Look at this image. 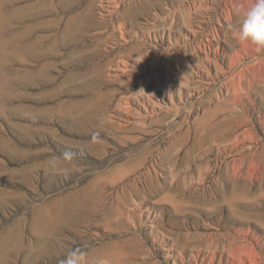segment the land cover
I'll return each mask as SVG.
<instances>
[{
	"label": "rangeland",
	"instance_id": "rangeland-1",
	"mask_svg": "<svg viewBox=\"0 0 264 264\" xmlns=\"http://www.w3.org/2000/svg\"><path fill=\"white\" fill-rule=\"evenodd\" d=\"M246 2L0 0V264H264Z\"/></svg>",
	"mask_w": 264,
	"mask_h": 264
},
{
	"label": "clouds",
	"instance_id": "clouds-1",
	"mask_svg": "<svg viewBox=\"0 0 264 264\" xmlns=\"http://www.w3.org/2000/svg\"><path fill=\"white\" fill-rule=\"evenodd\" d=\"M229 40L236 46L256 53L264 52V0H247L238 10V21L229 25ZM70 152L64 154L71 160ZM61 264H106L101 256H90L82 250H71Z\"/></svg>",
	"mask_w": 264,
	"mask_h": 264
},
{
	"label": "bare ground",
	"instance_id": "bare-ground-1",
	"mask_svg": "<svg viewBox=\"0 0 264 264\" xmlns=\"http://www.w3.org/2000/svg\"><path fill=\"white\" fill-rule=\"evenodd\" d=\"M251 53V52H250ZM237 54V53H236ZM8 235V234H7ZM12 236V235H11ZM13 238V237H12ZM8 240L4 239L2 242H0V250L4 247L5 244H8L7 243ZM9 245V244H8ZM0 254H1V251H0Z\"/></svg>",
	"mask_w": 264,
	"mask_h": 264
}]
</instances>
